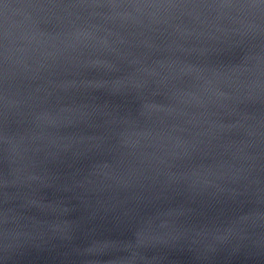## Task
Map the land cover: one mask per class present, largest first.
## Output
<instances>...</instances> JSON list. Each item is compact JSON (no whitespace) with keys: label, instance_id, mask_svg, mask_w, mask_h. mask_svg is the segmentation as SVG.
<instances>
[{"label":"water","instance_id":"95a60500","mask_svg":"<svg viewBox=\"0 0 264 264\" xmlns=\"http://www.w3.org/2000/svg\"><path fill=\"white\" fill-rule=\"evenodd\" d=\"M0 264H264V0H0Z\"/></svg>","mask_w":264,"mask_h":264}]
</instances>
